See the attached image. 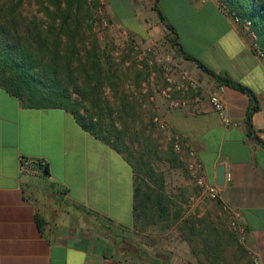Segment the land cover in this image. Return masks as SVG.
<instances>
[{
  "label": "crops",
  "instance_id": "1",
  "mask_svg": "<svg viewBox=\"0 0 264 264\" xmlns=\"http://www.w3.org/2000/svg\"><path fill=\"white\" fill-rule=\"evenodd\" d=\"M104 1L124 34L147 42L177 37L187 54L255 94L257 103L224 85L225 111L219 114L209 96L222 84L179 52L182 67L200 85V101L195 93L186 109L166 103L165 121L192 143L211 183L224 166L220 203L239 212L247 240L238 244L232 231L217 226H167L156 213L135 211V173L123 154L86 131L71 112L29 108L0 87V264H264V59L253 50L254 40L217 0ZM187 6L197 19L191 25L182 19ZM172 10L179 15L168 17ZM254 105L251 137L247 114ZM27 159L45 164L48 175L36 164L22 171ZM206 204L197 200L180 220L194 211L210 217ZM193 231L205 235L198 247L189 237ZM211 248L220 256L226 249L228 258L211 261L204 253Z\"/></svg>",
  "mask_w": 264,
  "mask_h": 264
},
{
  "label": "trees",
  "instance_id": "2",
  "mask_svg": "<svg viewBox=\"0 0 264 264\" xmlns=\"http://www.w3.org/2000/svg\"><path fill=\"white\" fill-rule=\"evenodd\" d=\"M14 1L0 6V87L29 108H62L71 112L86 131L123 154L133 167L135 211L156 213L161 221H170L174 202L165 196L163 179L154 181L158 175L150 168V158L144 153L137 156L131 147L123 148L122 137L115 135V124L106 120L107 103L101 93L111 76L103 71L97 40L92 36L93 26L89 24L91 11L87 0H40L46 22L38 15L28 18L21 10L24 1ZM223 2L225 11L242 25L246 21L251 23L264 54V0ZM155 10L165 22L162 12ZM166 26L177 36L173 26ZM86 34L89 35L85 37ZM170 42L179 46L185 60L195 62L222 85L248 94L257 103L252 90L227 75L216 74L187 54L177 37L170 38ZM85 102L93 108L92 114L82 112ZM121 106L125 104L121 102ZM257 108V105L252 106L247 114L251 137H255L251 113ZM48 173L46 167L44 175Z\"/></svg>",
  "mask_w": 264,
  "mask_h": 264
},
{
  "label": "rangeland",
  "instance_id": "3",
  "mask_svg": "<svg viewBox=\"0 0 264 264\" xmlns=\"http://www.w3.org/2000/svg\"><path fill=\"white\" fill-rule=\"evenodd\" d=\"M12 1L0 0V6L7 5ZM23 1L24 4L21 10L25 16L32 18L33 15H38L46 22L39 3L40 0ZM87 7H89L88 4ZM89 10L91 11L89 24L93 26L92 36L97 40L98 53L104 67L103 71L105 75L107 73L109 77L111 76L109 83L105 84L101 93L102 100L107 103L106 120L115 124V135L122 137L123 148L131 147L137 156L144 153L147 158H150V168L154 169L158 175L154 181L158 182L163 179L165 196L174 202L170 209L172 213L171 219L167 221L166 225L181 228L187 227L188 229L217 226L224 229L223 232H227L225 229L231 231L228 220L222 213L220 206L200 195L199 189L186 166L173 151L169 138L174 131L169 127L168 131L164 132L155 124V116L164 118L167 122L165 100L156 94V89L152 90L155 97L154 101H151L148 95L142 93L143 85L149 79L147 72V62L149 60L154 62L153 71L157 73L159 82L161 80V68L158 60L181 64L180 53L176 46L170 42L169 37L165 36H162L159 40L147 42L137 40L127 32L124 34V30L113 24V19L105 10L104 14L109 20L110 27L103 29L100 25L99 15L93 12L90 7ZM165 13L168 17H173V14L179 15V12L173 10ZM192 13L189 6L182 13V19L190 25L197 21L196 18L191 19ZM189 18L191 20L188 21ZM124 26L126 29L129 27L127 23ZM88 35L86 34L85 37ZM79 48L81 49V47ZM144 52H147V55L142 60L144 69H140L138 67L139 57ZM121 102L125 104L124 107L121 106ZM83 107L82 112L84 114L93 113V108L89 102H85ZM184 199L186 200V208H184ZM179 200H182V203ZM197 200L207 203L205 208L209 212L210 217H198L197 212L194 214V211L188 215L186 220H180L183 213L192 209L193 204ZM211 213L212 215H210ZM220 236L224 237L226 235L221 234ZM189 237H191V242H197V247L198 244L205 242V235L202 231H193ZM208 237H211V235L208 234ZM229 242H232V240ZM238 244L240 243L238 242ZM220 252L223 253L222 257L218 252H216V255L212 248L204 253L208 255L211 261L212 259L214 261L226 260L228 258L227 250L224 249Z\"/></svg>",
  "mask_w": 264,
  "mask_h": 264
},
{
  "label": "built area",
  "instance_id": "4",
  "mask_svg": "<svg viewBox=\"0 0 264 264\" xmlns=\"http://www.w3.org/2000/svg\"><path fill=\"white\" fill-rule=\"evenodd\" d=\"M205 1V0H203ZM222 10H226V5L223 0H217ZM87 4L90 9L97 13L100 17V25L103 29L109 28V20L104 14V0H87ZM244 28L253 41V50L257 55L264 59V54L260 50L257 44V37L251 30V23L246 21ZM151 42V41H150ZM147 55L144 52L139 58L140 62L138 67L144 69L142 60ZM161 68V80L158 81L157 73L153 71L154 62L149 60L147 62L149 79L147 83H144L142 93L148 95L151 101H154L155 97L152 93L153 89H156V94L162 97L168 105L175 110L186 109L189 107V100L193 94H198L194 100L196 103L200 101V85L194 80L190 72L182 67L181 64L172 63L168 61L158 60ZM146 69V68H145ZM224 85H220L217 90L213 91L209 96V101L216 112L223 115L225 111V104L223 98ZM194 92V93H193ZM155 124L164 132H167L169 127L164 119L159 116L154 117ZM224 122L230 125L229 118L224 116ZM170 141L172 143L173 151L178 156L179 160L186 166L189 174L195 181L200 195L204 198L217 203L224 216L227 218L229 227L240 244H244L247 240L246 227L240 222V214L232 207L225 203H220V187L214 183H211L205 176L204 165L201 161L197 150L193 147L192 143L183 138L179 133L173 132L170 134ZM38 165L41 172H43L45 164L38 162L37 160H22L21 170L28 169L31 165ZM255 263L258 262L256 257H253Z\"/></svg>",
  "mask_w": 264,
  "mask_h": 264
},
{
  "label": "water",
  "instance_id": "5",
  "mask_svg": "<svg viewBox=\"0 0 264 264\" xmlns=\"http://www.w3.org/2000/svg\"><path fill=\"white\" fill-rule=\"evenodd\" d=\"M224 184H225V168L224 166H220V168L217 171L216 185L222 187L224 186Z\"/></svg>",
  "mask_w": 264,
  "mask_h": 264
}]
</instances>
